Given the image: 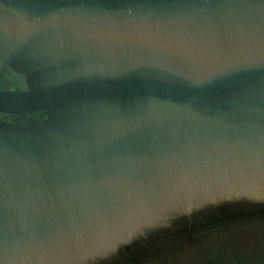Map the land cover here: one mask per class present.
<instances>
[{"label": "water", "instance_id": "obj_1", "mask_svg": "<svg viewBox=\"0 0 264 264\" xmlns=\"http://www.w3.org/2000/svg\"><path fill=\"white\" fill-rule=\"evenodd\" d=\"M264 200V0H0V264H95Z\"/></svg>", "mask_w": 264, "mask_h": 264}, {"label": "flooded vegetation", "instance_id": "obj_2", "mask_svg": "<svg viewBox=\"0 0 264 264\" xmlns=\"http://www.w3.org/2000/svg\"><path fill=\"white\" fill-rule=\"evenodd\" d=\"M227 212L238 215L241 214L242 217H233L232 214L227 215ZM185 219H188L191 223L196 221L195 229L192 234L184 233V231L180 233L177 244L183 243L186 245L173 248L176 243L169 246V236H173L172 230L180 228L177 223ZM191 225L188 227L191 228ZM230 233H241V241L238 245L230 249L225 256L223 255V248L217 247L213 249L205 262L206 264H208V262L211 264H264V249L261 248L259 250V248L253 247L258 239L264 240V200L238 199L225 203L213 204L199 211L180 217L171 226L151 231L146 238L154 239L162 235L165 239L162 240V250H156L151 247V255L148 264H169L172 260L175 261L178 253H180L179 258L185 259L186 256L184 253H187L190 249L197 250L211 238H217L216 243L222 246L226 243L223 234ZM166 237H168V239ZM138 241L139 239L122 247L118 253L125 247L131 246ZM158 253H162V255H157ZM117 254L101 259L95 264H107L121 261L122 259H120ZM187 255L190 259L192 258L191 254Z\"/></svg>", "mask_w": 264, "mask_h": 264}, {"label": "trees", "instance_id": "obj_3", "mask_svg": "<svg viewBox=\"0 0 264 264\" xmlns=\"http://www.w3.org/2000/svg\"><path fill=\"white\" fill-rule=\"evenodd\" d=\"M221 214V213H220ZM228 214H232L231 212H227ZM219 215V214H218ZM217 215V216H218ZM233 217H242L241 214H232ZM219 217H227V216H219ZM196 221H193V223H191L188 219L182 220L180 222H178V226H180V228H175L174 230H172L173 232V236L170 237L169 239L168 237H166L169 241V246H172L173 244L176 243V245L173 246V248H177V247H181L182 245H186V244H177V242L179 241V236L180 233H182L184 231V233H188V234H192L195 226H196ZM192 224V225H191ZM191 225V228H189L188 226ZM184 226V227H183ZM162 235H160L157 238L154 239H148V238H141L139 239L138 242L134 243L131 246H127L124 249H122L117 255L120 259H122L121 261H116L113 263H107V264H148L149 262V257L151 255V247H153L156 250H162L163 249V245H162V240L165 239V237H161ZM192 240V239H190ZM188 242V241H187ZM186 243V242H185ZM157 255H162V253H158Z\"/></svg>", "mask_w": 264, "mask_h": 264}, {"label": "rangeland", "instance_id": "obj_4", "mask_svg": "<svg viewBox=\"0 0 264 264\" xmlns=\"http://www.w3.org/2000/svg\"><path fill=\"white\" fill-rule=\"evenodd\" d=\"M264 237V234H263ZM223 238L226 240V243H224L222 246L216 243L217 238H211L209 239L205 244H203L202 247H199L197 250L190 249L187 251V253H184L186 258H179L180 253L177 254L175 261L172 260L169 264H206L205 262L208 259V256L212 253L213 249L217 247L223 248V255L228 254L227 252L230 251V249L236 247L238 243L241 241V233L235 234H223ZM254 248H261L264 249V240L258 239L257 242H255ZM187 254H191L192 258L190 259ZM196 256V257H195ZM208 264H211L208 262Z\"/></svg>", "mask_w": 264, "mask_h": 264}]
</instances>
